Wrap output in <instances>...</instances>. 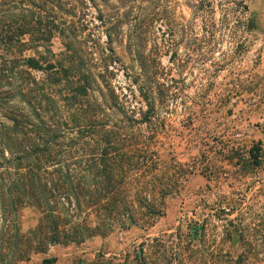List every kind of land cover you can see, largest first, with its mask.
<instances>
[{
	"label": "rangeland",
	"instance_id": "1",
	"mask_svg": "<svg viewBox=\"0 0 264 264\" xmlns=\"http://www.w3.org/2000/svg\"><path fill=\"white\" fill-rule=\"evenodd\" d=\"M41 1L19 6L36 12ZM60 6L54 22L95 76L97 98L117 97L137 120L139 139L149 140L141 180L172 189L153 224H116L105 235L110 254L78 263L109 264L115 257L111 264H137V254L147 264H228L227 256L243 249L241 228L257 251L254 262L264 264V159L255 166L249 157L253 146L264 149V0H61ZM51 48L54 59L67 58L60 56L59 34ZM39 218L38 208L25 203L3 218L0 202V264L43 257ZM87 223L96 224L91 212ZM193 227L196 236L189 235ZM121 232L133 236L131 243L123 244Z\"/></svg>",
	"mask_w": 264,
	"mask_h": 264
},
{
	"label": "trees",
	"instance_id": "2",
	"mask_svg": "<svg viewBox=\"0 0 264 264\" xmlns=\"http://www.w3.org/2000/svg\"><path fill=\"white\" fill-rule=\"evenodd\" d=\"M22 1L30 2L0 0V56H12L0 57V116L5 119L0 122L3 218L24 203L37 207L36 230L43 250L105 236L116 224H138L142 219L153 224L172 189L148 187L141 180L147 162L141 153L149 151V140L139 139L133 128L137 120L122 111L117 97L111 94V102L97 98L95 76L75 58L68 31L54 22V6L62 10L61 0H56L57 5L42 0L43 8L37 6L36 12L19 6ZM55 34L63 40L60 56L65 59H54ZM27 50L33 54L26 55ZM142 95L149 102V96ZM150 110L149 105L146 113ZM263 153L261 144L249 151L255 166L262 163ZM90 212L96 218L93 227L87 223ZM194 231L191 228L189 235L196 236ZM238 237L243 249L238 257L227 256L228 264H257V251L241 228ZM115 260L109 257L106 262ZM55 261L44 257L38 264ZM135 262L147 264L137 254ZM182 262L179 259L178 264ZM216 264L225 262L219 259Z\"/></svg>",
	"mask_w": 264,
	"mask_h": 264
},
{
	"label": "crops",
	"instance_id": "3",
	"mask_svg": "<svg viewBox=\"0 0 264 264\" xmlns=\"http://www.w3.org/2000/svg\"><path fill=\"white\" fill-rule=\"evenodd\" d=\"M120 235L125 239V241H123L124 245L131 243L133 240V236L130 233L127 234V232H125V234H123V232H121ZM107 239L106 236L94 235L80 243L49 245L42 258L50 256L55 257V264H79V260L84 257L89 262L95 261V259L100 258L101 255L110 254V252H107V249H109ZM40 260L35 264H38Z\"/></svg>",
	"mask_w": 264,
	"mask_h": 264
}]
</instances>
